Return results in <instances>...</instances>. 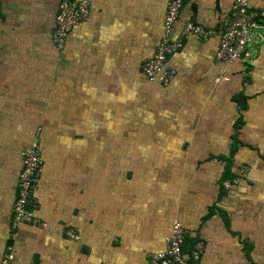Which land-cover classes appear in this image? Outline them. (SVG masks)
Returning <instances> with one entry per match:
<instances>
[{"label": "crops", "instance_id": "1", "mask_svg": "<svg viewBox=\"0 0 264 264\" xmlns=\"http://www.w3.org/2000/svg\"><path fill=\"white\" fill-rule=\"evenodd\" d=\"M60 2L0 0V264H151L175 221L186 252L203 243L197 264H264V0H249V62L219 60V36L189 35L167 85L141 66L163 39L169 0H89L61 49ZM233 2L185 0L171 38L190 22L223 28ZM33 145L42 223L14 228Z\"/></svg>", "mask_w": 264, "mask_h": 264}, {"label": "built area", "instance_id": "2", "mask_svg": "<svg viewBox=\"0 0 264 264\" xmlns=\"http://www.w3.org/2000/svg\"><path fill=\"white\" fill-rule=\"evenodd\" d=\"M233 9L227 24L221 29L207 28L195 23H187L180 36L172 39L171 34L180 22V16L185 0H169L164 19L163 39L157 46L154 55L142 63V73L149 82L162 85L169 84L176 76V70L169 66L170 56L177 52L184 43V39L193 35L201 39L219 36L220 44L217 58L223 62H249L253 57L252 26L256 12L250 8L249 0H233ZM90 15L89 0H61L53 31V42L58 48H63L66 38L76 25L88 20ZM225 75L221 73L216 79L219 83ZM229 81V78H224ZM23 170L20 176L18 199L13 207L12 224L17 227L21 223H42L37 215L38 200L36 191L42 175L44 160L39 145H33L23 152ZM248 168L240 169V176L244 177ZM238 184V179L222 183L225 192ZM70 237L78 234L74 229L68 230ZM187 231L175 221L171 235L167 238V248L164 252L149 255L151 264H197L203 253L204 245L197 242L189 253L183 251ZM13 259L12 245L4 257V263Z\"/></svg>", "mask_w": 264, "mask_h": 264}, {"label": "trees", "instance_id": "3", "mask_svg": "<svg viewBox=\"0 0 264 264\" xmlns=\"http://www.w3.org/2000/svg\"><path fill=\"white\" fill-rule=\"evenodd\" d=\"M173 54H174V53H173ZM173 54H172V55H173ZM172 55H171V56H172ZM171 56H170V57H171ZM169 59H170V58H169ZM238 103H239V104L241 103L242 106L245 105L244 102H243V99H242L241 97L238 98ZM242 106H241V107H242ZM222 190H223V188H222ZM223 191H224V190H223ZM185 243H186V241H185ZM185 243H184V245H183V251H184L185 253H188V251L186 252V246H187V245H186ZM187 247H188V246H187Z\"/></svg>", "mask_w": 264, "mask_h": 264}, {"label": "bare ground", "instance_id": "4", "mask_svg": "<svg viewBox=\"0 0 264 264\" xmlns=\"http://www.w3.org/2000/svg\"><path fill=\"white\" fill-rule=\"evenodd\" d=\"M184 6V5H183ZM182 48V47H181ZM179 222V221H178ZM180 223V222H179ZM181 224V223H180Z\"/></svg>", "mask_w": 264, "mask_h": 264}, {"label": "rangeland", "instance_id": "5", "mask_svg": "<svg viewBox=\"0 0 264 264\" xmlns=\"http://www.w3.org/2000/svg\"><path fill=\"white\" fill-rule=\"evenodd\" d=\"M254 25V24H253Z\"/></svg>", "mask_w": 264, "mask_h": 264}]
</instances>
